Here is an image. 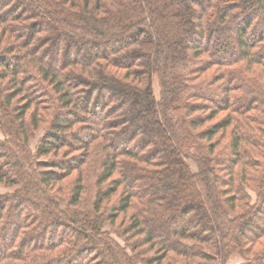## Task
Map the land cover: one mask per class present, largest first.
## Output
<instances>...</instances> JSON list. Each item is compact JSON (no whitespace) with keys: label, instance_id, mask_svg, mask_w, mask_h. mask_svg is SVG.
Here are the masks:
<instances>
[{"label":"trees","instance_id":"1","mask_svg":"<svg viewBox=\"0 0 264 264\" xmlns=\"http://www.w3.org/2000/svg\"><path fill=\"white\" fill-rule=\"evenodd\" d=\"M0 131V264H264V0H0Z\"/></svg>","mask_w":264,"mask_h":264},{"label":"rangeland","instance_id":"2","mask_svg":"<svg viewBox=\"0 0 264 264\" xmlns=\"http://www.w3.org/2000/svg\"><path fill=\"white\" fill-rule=\"evenodd\" d=\"M40 134H42V133L40 132ZM40 134H39V133L37 134V138L40 136ZM0 138H2L1 131H0ZM191 165L193 166V164H191ZM0 192H4V190L0 188ZM250 195L252 196V198H254V195H253L252 193H250ZM159 229H160L159 226L156 227V229L154 228V230H155L157 233L160 232ZM119 241H120V240H119ZM242 262H243L242 259H241L239 256H236V255H235V256H232V257L228 260L227 264H241Z\"/></svg>","mask_w":264,"mask_h":264}]
</instances>
